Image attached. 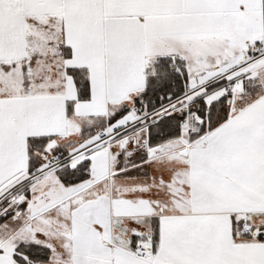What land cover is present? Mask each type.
I'll use <instances>...</instances> for the list:
<instances>
[{
    "label": "snow or ice",
    "instance_id": "snow-or-ice-1",
    "mask_svg": "<svg viewBox=\"0 0 264 264\" xmlns=\"http://www.w3.org/2000/svg\"><path fill=\"white\" fill-rule=\"evenodd\" d=\"M0 264H264V0H0Z\"/></svg>",
    "mask_w": 264,
    "mask_h": 264
}]
</instances>
